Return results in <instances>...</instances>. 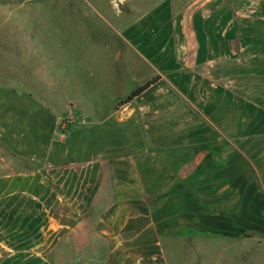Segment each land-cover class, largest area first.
<instances>
[{"label": "crops", "instance_id": "1", "mask_svg": "<svg viewBox=\"0 0 264 264\" xmlns=\"http://www.w3.org/2000/svg\"><path fill=\"white\" fill-rule=\"evenodd\" d=\"M109 6L134 70L0 84V264H264V0Z\"/></svg>", "mask_w": 264, "mask_h": 264}, {"label": "rangeland", "instance_id": "2", "mask_svg": "<svg viewBox=\"0 0 264 264\" xmlns=\"http://www.w3.org/2000/svg\"><path fill=\"white\" fill-rule=\"evenodd\" d=\"M111 1L114 12L131 14L159 0H0V84L27 88L60 110L62 101L73 97L74 67L117 69L122 63L135 69V59L94 10L104 14ZM120 50L124 56L117 58ZM24 66L33 69L25 74ZM95 83L101 87L103 80Z\"/></svg>", "mask_w": 264, "mask_h": 264}, {"label": "trees", "instance_id": "3", "mask_svg": "<svg viewBox=\"0 0 264 264\" xmlns=\"http://www.w3.org/2000/svg\"><path fill=\"white\" fill-rule=\"evenodd\" d=\"M153 81L147 82L146 84L142 85L141 87L134 90L127 98L126 100L122 101V103H127L131 101L134 97L138 96L140 93H142Z\"/></svg>", "mask_w": 264, "mask_h": 264}, {"label": "built area", "instance_id": "4", "mask_svg": "<svg viewBox=\"0 0 264 264\" xmlns=\"http://www.w3.org/2000/svg\"><path fill=\"white\" fill-rule=\"evenodd\" d=\"M64 126H65V124H64V125L62 124V126H61V127H62V128H64ZM63 130H66V128H64Z\"/></svg>", "mask_w": 264, "mask_h": 264}]
</instances>
